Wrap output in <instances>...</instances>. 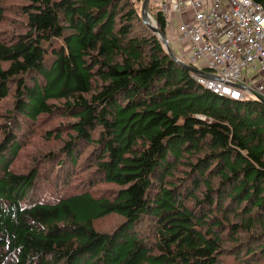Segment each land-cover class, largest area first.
<instances>
[{
    "label": "trees",
    "instance_id": "1",
    "mask_svg": "<svg viewBox=\"0 0 264 264\" xmlns=\"http://www.w3.org/2000/svg\"><path fill=\"white\" fill-rule=\"evenodd\" d=\"M141 2L0 0V264H264V104L200 86Z\"/></svg>",
    "mask_w": 264,
    "mask_h": 264
},
{
    "label": "built area",
    "instance_id": "2",
    "mask_svg": "<svg viewBox=\"0 0 264 264\" xmlns=\"http://www.w3.org/2000/svg\"><path fill=\"white\" fill-rule=\"evenodd\" d=\"M157 6L166 28L175 23L177 59L200 72L191 74L200 86L234 101L264 99V0H158Z\"/></svg>",
    "mask_w": 264,
    "mask_h": 264
},
{
    "label": "water",
    "instance_id": "3",
    "mask_svg": "<svg viewBox=\"0 0 264 264\" xmlns=\"http://www.w3.org/2000/svg\"><path fill=\"white\" fill-rule=\"evenodd\" d=\"M148 5H149V0H143L142 2V8H141V17L143 22L148 26V28L158 36V38L160 39L165 51L167 52V54H169V56L178 64H180L181 66H183L187 71H189L191 74H197L200 73L198 70H196L195 68L188 66L184 63H182L180 60L177 59L175 53L172 51V49L170 48V45L167 41L166 36H164L163 34H161L159 32V30L157 29V27L155 26L154 20L152 19V17L149 15L148 12ZM258 101H260L262 104H264V99L262 98H258Z\"/></svg>",
    "mask_w": 264,
    "mask_h": 264
},
{
    "label": "rangeland",
    "instance_id": "4",
    "mask_svg": "<svg viewBox=\"0 0 264 264\" xmlns=\"http://www.w3.org/2000/svg\"><path fill=\"white\" fill-rule=\"evenodd\" d=\"M8 1H10V0H5V2H8ZM141 4H142V2H141ZM137 5H139L140 6V4H137ZM149 9H150V11H152V12H154V13H157L158 12V6H157V4H154L153 3V1L152 0H149ZM151 16V15H150ZM152 17V16H151ZM153 19V18H152ZM172 33L171 32H169V33H167V35H165L167 38H169V40H170V38H171V35ZM171 41V40H170ZM169 41V45H170V48L172 49V43ZM26 163H25V158L23 157V156H21L19 159H18V161H17V163H16V166H23V165H25ZM48 186H45L44 188L46 189ZM66 192H69V193H73V190L72 189H68V190H56V191H54V195H56L57 197L58 196H61V195H64ZM116 220H114V219H110V218H106V219H103V220H100V221H97L96 223H95V227L97 228V229H100V230H111L112 228H114L115 226H116Z\"/></svg>",
    "mask_w": 264,
    "mask_h": 264
},
{
    "label": "crops",
    "instance_id": "5",
    "mask_svg": "<svg viewBox=\"0 0 264 264\" xmlns=\"http://www.w3.org/2000/svg\"><path fill=\"white\" fill-rule=\"evenodd\" d=\"M153 1V3L154 4H157V1L158 0H152ZM173 18H174V16H172V15H168V17H167V20H169V21H172L173 20ZM175 23L172 21L171 22V26L170 27H167L166 28V35H167V33H169V32H171L172 34V36H171V38H170V40H169V38H167V41H168V43H169V41L172 43L171 45H172V51L175 53V55H176V57L177 56H179V51H180V48H181V46H180V44L179 43H177L176 42V34H177V31H176V29H175V26H172V25H174ZM188 50H187V47H184V51L183 52H187Z\"/></svg>",
    "mask_w": 264,
    "mask_h": 264
}]
</instances>
